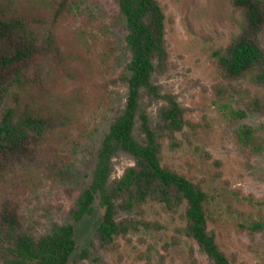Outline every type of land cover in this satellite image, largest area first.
I'll return each mask as SVG.
<instances>
[{"label":"trees","instance_id":"16d2710c","mask_svg":"<svg viewBox=\"0 0 264 264\" xmlns=\"http://www.w3.org/2000/svg\"><path fill=\"white\" fill-rule=\"evenodd\" d=\"M75 1L0 0V263L76 264L96 259L95 253L116 250L118 237L126 238L141 226L161 230L162 223L145 216L148 204L159 203L166 212L181 216L177 231L193 239L212 264H231L209 228L211 195L204 177L191 176L165 161L166 142L170 149H178L195 122L187 117L189 107L164 91L160 82L170 68V52L167 16L159 0H114L126 22L129 57L113 83L126 85V101L104 136L92 180L72 213L77 222L93 214L99 200L104 212L94 242L77 252L73 222L55 221L41 233L32 230L25 202L45 186V180H58L70 158L62 145L74 139L91 100L104 104L99 85L90 87L93 62L76 39L61 36ZM230 3L239 14V30L214 50L223 79L219 88L234 89L236 82L248 77L264 87V0ZM245 105L237 110L239 118L248 111L264 113V93ZM154 106L155 116L150 110ZM240 134L244 141L263 142L249 123ZM121 153L132 156L134 163L113 176ZM122 211L132 215L122 216ZM252 230H264V221L253 223ZM172 240L180 239L174 235Z\"/></svg>","mask_w":264,"mask_h":264},{"label":"rangeland","instance_id":"374dc122","mask_svg":"<svg viewBox=\"0 0 264 264\" xmlns=\"http://www.w3.org/2000/svg\"><path fill=\"white\" fill-rule=\"evenodd\" d=\"M159 1L167 16L170 52V68L160 76V82L164 91L176 94L189 107L187 117L195 122L188 128L189 138L178 149H170L166 142L165 161L191 176L204 177L211 195L209 228L231 264H264V230H252L253 223L264 221V113L248 111L246 117L239 118L237 111L245 108L252 96L264 93V87L248 77L236 82L234 89L221 90L223 79L213 55L239 30V14L233 11L230 0ZM126 31L114 0H76L61 33L64 40L76 39L93 62L90 87L99 85L104 104L97 106L91 100L74 139L62 145L70 156L65 169L57 181L45 180V186L25 202L23 210L35 233L48 231L55 221L73 222L77 252L94 242L104 212L97 199L93 214L77 222L72 218L81 191L92 180L104 136L124 108L126 85L113 80L124 72L128 61ZM150 110L155 116L156 107ZM245 123L261 135L262 146L241 139ZM133 163L129 154H119L113 176H120ZM121 214L132 215L129 211ZM145 216L162 223V229L141 226L126 238L118 237L116 250H101L95 253L98 258L76 264H212L193 239L177 231L183 223L179 214L151 203ZM174 235L179 243L173 242Z\"/></svg>","mask_w":264,"mask_h":264}]
</instances>
